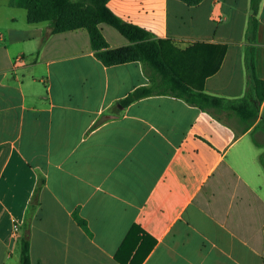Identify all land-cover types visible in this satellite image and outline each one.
<instances>
[{
    "label": "crops",
    "instance_id": "crops-1",
    "mask_svg": "<svg viewBox=\"0 0 264 264\" xmlns=\"http://www.w3.org/2000/svg\"><path fill=\"white\" fill-rule=\"evenodd\" d=\"M9 2L0 0V264H20L40 178L31 264H264V101L244 134L235 113L214 118L173 96L123 107L152 85L141 63L104 66L84 29L43 41L46 28ZM108 5L169 41L179 72L210 95L248 94L251 57L264 80V0L254 40L251 0ZM106 27L112 49L129 45ZM219 46L221 67L207 76Z\"/></svg>",
    "mask_w": 264,
    "mask_h": 264
},
{
    "label": "trees",
    "instance_id": "trees-1",
    "mask_svg": "<svg viewBox=\"0 0 264 264\" xmlns=\"http://www.w3.org/2000/svg\"><path fill=\"white\" fill-rule=\"evenodd\" d=\"M111 0H10L13 8L23 9L27 13L28 24L47 23L43 41L66 32L84 29L88 32L91 48L96 58L106 67L139 62L144 66L146 75L152 82L150 87L136 89L120 103L123 107L141 99L167 95L180 98L191 106L210 113L214 118L224 113H235L245 124L241 134L246 133L258 118L259 107L264 101V80L257 78L253 57L250 58L252 76L251 91L239 99H227L204 92L203 87L195 86L178 68V56L169 41L155 38L144 28L127 22L117 16L109 7ZM189 7H195L204 0H179ZM259 0H251L253 16L250 18L248 36L255 39L258 23L255 14ZM106 24L117 30L129 41V45L112 49L101 32L100 25ZM216 62L207 72L214 75L221 67L226 48L216 47ZM174 53V54H173ZM214 58V57H213ZM45 181L40 178L34 191L21 234L20 264H31L30 225L37 208L41 189ZM77 221L86 227L84 221Z\"/></svg>",
    "mask_w": 264,
    "mask_h": 264
},
{
    "label": "rangeland",
    "instance_id": "rangeland-1",
    "mask_svg": "<svg viewBox=\"0 0 264 264\" xmlns=\"http://www.w3.org/2000/svg\"><path fill=\"white\" fill-rule=\"evenodd\" d=\"M40 26H43L44 28H46L48 26V24L47 23H42ZM106 28H110L111 30H113L114 32H116V34H119L117 31H115V29H113L112 27H109L108 25H107Z\"/></svg>",
    "mask_w": 264,
    "mask_h": 264
},
{
    "label": "built area",
    "instance_id": "built-area-1",
    "mask_svg": "<svg viewBox=\"0 0 264 264\" xmlns=\"http://www.w3.org/2000/svg\"><path fill=\"white\" fill-rule=\"evenodd\" d=\"M17 231V230H16Z\"/></svg>",
    "mask_w": 264,
    "mask_h": 264
}]
</instances>
